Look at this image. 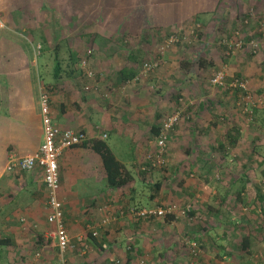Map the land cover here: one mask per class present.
<instances>
[{
	"label": "rangeland",
	"instance_id": "374dc122",
	"mask_svg": "<svg viewBox=\"0 0 264 264\" xmlns=\"http://www.w3.org/2000/svg\"><path fill=\"white\" fill-rule=\"evenodd\" d=\"M57 1L61 0L11 4L18 13L15 12L16 17L9 22L12 30L2 27L1 21L6 16L0 15V39L10 38L24 47H34L33 58L42 64L37 72L30 70V91L37 96L39 83L49 99L56 93L53 76L56 52L61 60L59 79L67 81L64 71L71 69L69 53L79 61L78 65L85 61L84 68L80 66L84 72L92 71L90 66L103 57L102 45L120 51L125 41L127 45L138 49L143 45L150 51L149 56L136 64L137 73L131 81L124 83L134 90L133 99L124 96V92L118 94L116 85L101 83L96 73L92 77L95 82L86 74H79L77 89L93 92L105 103L112 119L115 115L116 124L121 119L119 128L116 129L115 124V130L109 131L105 142L133 173L136 200L130 205V211L163 207L165 213L151 220L143 218L135 227L132 218L137 217L132 212L118 216L113 209L108 214L100 211V223L80 228V232L79 228L72 230L75 237L81 232L95 231L103 249L90 242L86 253L83 244L81 252L74 245L71 252H66L68 248L59 253L51 242L42 252L41 247L29 246L24 252L19 249L16 257L22 256L21 259L2 253L0 264H264V215L256 200L258 189L264 193V0H213L218 3L214 10L201 11L195 20L166 28L167 32L155 27V23L162 20L157 15L162 9L172 11L168 17L164 14V20L170 22L181 13L180 9L183 13L194 7L206 10L212 0H159L152 11L147 4L150 0H141L144 4L124 14L125 23H130L131 13H143V27L150 31L131 39L99 36L96 42L84 32L93 25H87L85 16L76 12L85 11V6L76 5V8L69 2L61 5ZM112 20L119 26L115 16ZM94 26L96 29L98 25ZM171 36L177 39L173 43H170ZM69 45L78 48L75 54L64 51ZM169 49H175V57L165 63ZM200 58L211 65L205 69L195 64L189 70L182 67V63H194ZM152 61L156 66L145 71L144 63ZM166 66L170 81L163 85L156 79ZM32 72L38 82L32 78ZM217 73L222 74V83L213 84L211 79ZM86 86L90 88L87 90ZM3 107L11 109L6 103ZM160 109L166 110L158 123L162 124L175 112L179 120L169 132L162 154L156 157L155 153H160L155 141L157 135L146 131L151 118L150 123L144 122L147 111L151 114ZM129 113L138 118V123L129 122V117L124 116ZM232 126L239 128L236 146L228 145L224 138ZM220 142L226 145L221 147L224 152L218 149ZM141 161L148 164L142 166ZM155 183L160 187L155 188ZM242 183L245 189L237 199L234 191ZM129 187L130 184L126 189ZM40 196L45 200L42 192ZM14 205V202L8 204L9 207ZM185 206L186 209L191 206L194 213L185 214L182 209ZM166 213L174 214L176 219L165 221L161 217ZM4 215L0 216V224ZM105 229L109 233H105ZM247 234L250 254L238 249V240ZM70 236L73 237L71 233ZM113 241L115 245L109 243ZM132 244L136 250L130 252L128 262L127 248Z\"/></svg>",
	"mask_w": 264,
	"mask_h": 264
},
{
	"label": "crops",
	"instance_id": "0c3cea01",
	"mask_svg": "<svg viewBox=\"0 0 264 264\" xmlns=\"http://www.w3.org/2000/svg\"><path fill=\"white\" fill-rule=\"evenodd\" d=\"M46 2L47 0H0V15L6 16L5 19L1 21V24H4L2 27L7 28V30H12L10 29L9 22L14 18V14L17 11L12 8L11 4L30 5L32 3L43 4ZM66 2H69L70 5L75 7L76 5L80 7L81 5L85 6V11L81 10L76 12H80L81 16H85L84 19L87 20V25H93V28L88 27L89 31H84L87 37L91 36V41L96 42L99 40V36H123L131 39V37H141L142 33L145 34V31H150L149 28L143 27V13L137 12L136 15L131 13V15H129L130 23H125L124 14L132 12L139 4H144V1H57V3L61 5L66 4ZM210 2H212V5L210 8L206 7V10H198L197 7H194L186 13H183L180 9L181 13L175 16L173 20H170V22L169 20H164V14L168 17L172 11L162 9L160 14L157 13L162 20H158L155 23V27H158L157 29H165L163 31L167 32L168 30L166 28L172 29V27L178 23L194 19V17L198 15L197 13L201 11L209 12L214 10L218 3H213V0ZM148 3L152 11V8L159 3V0H150L147 4ZM212 6L214 7L212 8ZM188 9L189 6H186V10ZM28 13L30 14V11ZM113 16L116 17L119 26L115 23L116 21L112 20ZM122 23L123 26H121ZM96 24L98 26L95 29L94 25ZM2 27H0V29H2ZM23 30L25 31L24 28ZM154 32L157 33V31ZM7 34L10 33L8 32ZM161 34H163V32ZM98 47H100V45ZM56 48L57 47H55L54 50H56ZM101 48L104 53H101V51L99 52L103 57H101L96 64L93 63L90 66L91 72L93 75L96 73V75L99 76L101 83L105 85H116L119 91L118 94L124 92V96H128V99H133L132 92L134 90L128 88V86L124 84L129 83L131 79L124 80V78L129 76L132 71L137 73L136 64L141 62L143 57L149 56L150 51L143 45L138 49L125 44V41H123V46H121V52L109 49L108 46L104 45H102ZM76 50H78V48L69 45L64 51L75 54ZM169 50L165 63H168L170 58L175 57L173 53L175 49ZM33 51L34 47L32 45L24 47L23 44H18L10 38L4 40L0 39V52L4 53L3 56L0 54V216L5 214L0 224V237H9L12 239V245L3 249L0 254L5 253V255H11L12 257H16L17 253L20 252L19 249L24 252L25 248L29 246H32V249L36 247L40 249L41 247L42 252L44 248L51 245V242L56 245L55 239L51 235L53 227L46 223V214L48 211L46 202L42 196H40V192L45 195L40 167H36L30 171H8L6 169L9 154H32L39 148L42 142L43 134L39 109V94L41 88L39 87V83L37 96L33 95L30 91L32 86L30 70L31 68L36 69L37 72L40 68L39 65L42 63L38 59L33 58ZM134 52L138 55H135ZM118 53H120V55H118ZM69 55V67L71 70H74L70 73L71 75L69 77L66 76L67 81H64L63 78L59 79L60 73L57 78L54 77V89L56 93L54 98L49 99V105L51 101L50 110L52 120L59 128L80 130L85 132L89 137L88 140L78 145L63 148L58 157L60 179L59 192L63 201L64 224L71 242V248L66 252H71L74 245L80 246L81 248L83 244V248L86 249L84 252L86 253L87 248H89L87 243L91 242L87 240L88 232H81L79 236L75 237L76 235L73 234V230H78L79 228L80 232V228L84 229L91 228L92 225L94 226L100 219L101 215L98 213L100 211H102L103 214H108L111 209L119 211L122 207L124 208V206L127 205L128 196L126 197V195L129 189L125 187L122 190H118L107 186L103 163L99 154L92 149L91 140H107L109 131H111L116 124V122H114L116 117L113 114L112 119V114L110 115L105 109V103H101L93 92H80V90L77 89V84L80 81L79 74H86L85 76H87L86 72L88 71L83 70L84 72H82L80 70V65H78L79 61L77 60L76 62V60L72 58L71 53H69ZM66 58L67 57L64 56V59ZM59 61L61 60L59 59ZM65 66L68 67L67 64ZM122 71L125 72L122 73ZM168 74L169 70L167 71L166 66L164 71L157 76L156 80L166 85L167 82L170 81L167 77ZM32 78L35 82H38V78L34 76L33 72ZM89 79L95 82V79ZM64 84L66 85L64 86ZM88 87L89 86H86V88ZM120 99H122L121 95ZM5 103L10 106L11 109L6 110V107L4 109L3 104ZM165 110L166 109H160L151 112V114H149L148 111L146 112L148 113L146 115L147 120H145L146 122L144 123H150V118L152 121L150 126H146L147 132H154L153 130L155 127L157 128L158 125L161 124V122L158 123L160 120L159 117L165 113ZM124 116L129 117V122H135L136 120L138 123V118L135 116L132 117L130 113ZM120 120L116 124V129H118L121 124ZM127 123L128 122L123 124ZM113 130H115V128ZM104 134L106 136L103 138ZM118 160L125 166V162L120 159ZM140 164L143 166L148 163L147 161H141ZM134 200L136 199L134 198ZM11 202L15 203L14 207L8 206ZM4 208H6V211H4ZM69 232L75 238L71 237ZM48 236L50 238H48ZM80 248L78 250L79 252H81ZM56 249H58L57 246ZM35 254L38 253L36 252ZM21 258L22 256L16 257V259ZM32 259H34L33 256Z\"/></svg>",
	"mask_w": 264,
	"mask_h": 264
},
{
	"label": "built area",
	"instance_id": "2783aa9c",
	"mask_svg": "<svg viewBox=\"0 0 264 264\" xmlns=\"http://www.w3.org/2000/svg\"><path fill=\"white\" fill-rule=\"evenodd\" d=\"M177 39L171 36L170 43L175 42ZM155 61L144 63L145 71H149L156 66ZM158 62V61H157ZM85 61L82 60L80 66L83 67ZM87 76L92 78L93 73L88 70ZM222 74L217 73L211 79L213 84L222 83ZM243 86L242 84H240ZM89 88V87H88ZM86 88V89H88ZM39 109L42 125V142L39 148L32 154L16 155L9 154L6 169L8 171H30L36 167H40L42 171V182L45 189V202L47 206L46 223L51 225V235L55 239L56 246L59 253L65 252L71 247L70 239L66 226L64 224L63 216V201L60 196V179L58 171V157L63 148L72 147L88 140L85 132L72 129H61L52 120L49 96L45 91L39 94ZM179 114L175 112L164 120L159 128V133L156 136V145L160 153H155L156 157H160L166 145L169 132L173 126L178 123ZM106 135H103V138ZM150 158V156H148ZM159 162V160H157ZM134 216L139 218L156 217L165 213L163 207L156 209H141L134 211L131 209ZM96 235V232L93 231ZM39 254H37L38 256Z\"/></svg>",
	"mask_w": 264,
	"mask_h": 264
},
{
	"label": "trees",
	"instance_id": "16d2710c",
	"mask_svg": "<svg viewBox=\"0 0 264 264\" xmlns=\"http://www.w3.org/2000/svg\"><path fill=\"white\" fill-rule=\"evenodd\" d=\"M57 49V48H56ZM195 64V67L199 68V69H205L207 66L211 65L209 62L205 61L204 59H197L194 63H189L186 61V63H182V67L185 66L186 70H189V68H192ZM184 67V68H185ZM74 70V69H73ZM73 70L69 69L68 71L65 70V74L66 76H70L71 72H73ZM54 77L57 78L60 72V61L58 59V55L56 52L55 55V66H54ZM127 71V70H126ZM125 71H122V73H124ZM135 71H132L129 76L125 77L124 80L127 79H131L135 76ZM257 112V109L254 110V114ZM159 127H155V129L153 130L155 136L158 135L159 133ZM109 129V128H108ZM225 141H227V144L230 146H236L237 142H238V138H239V128L237 126H232L230 128H228V130L225 133ZM91 146L92 149H94L100 156L101 161L103 163L104 166V170H105V180L107 183V186H109L112 189H124L125 187H128V185L130 184L129 190L127 191V195L128 199H127V205L124 206V208L122 207L118 212L116 211V214L118 216H124L126 213L130 214V208H131V204L135 203L134 200V188L135 186L134 184V176L133 173L127 169L116 157L115 155L112 153V151L109 149V146L107 145V143L102 140V139H93L91 140ZM226 145L223 144V142H220L218 144V149L222 151L221 147H224ZM224 150V148H223ZM224 152V151H222ZM151 166H149L148 169H150ZM142 172V170H141ZM140 172V173H141ZM144 173V171H143ZM146 173V172H145ZM142 174V173H141ZM242 179V177H241ZM155 188H159L160 185L159 183H155L154 184ZM230 187H234V183L230 184ZM245 189V183H242L240 185V188H238L237 190L234 191L235 196L237 199H240L243 195L242 190ZM156 190V189H155ZM151 197V196H150ZM153 198V197H152ZM256 200L259 202V210L260 213H262L264 215V193H262V191H260L258 189L257 193H256ZM183 211H185L184 213L189 216L192 215L194 213L193 209L191 206L188 207V209H186V206L182 208ZM0 213H1V207H0ZM151 220L153 219L152 217H147V219L145 220ZM163 218L165 221L167 222H171L174 221L176 219L174 214L171 213H166L165 215H163ZM143 218H139L137 217L136 219L132 220L135 222V227H138L137 223H140L141 220ZM103 230V229H102ZM206 230V229H204ZM105 233H109V231L107 229H105L104 231ZM87 240L91 241L92 244H94V246H97L100 249H103V246L101 244H99V242L97 241V236L93 234V231H88L87 234ZM111 245H115L114 241L113 242H109ZM108 243V244H109ZM250 236L249 234L243 236L241 239L238 240V246H239V251L241 252H246L247 254H250ZM12 245V239L9 237H0V253L3 249H5L8 246ZM75 248L78 250L80 248V246H75ZM127 254H126V259L129 262L131 260V255L130 252L135 249V245L132 244L131 246H129V248H127ZM0 260H1V254H0ZM128 264V263H127Z\"/></svg>",
	"mask_w": 264,
	"mask_h": 264
}]
</instances>
